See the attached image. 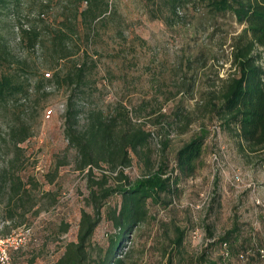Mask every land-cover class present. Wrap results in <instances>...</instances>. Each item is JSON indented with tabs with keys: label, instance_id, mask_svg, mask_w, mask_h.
I'll return each instance as SVG.
<instances>
[{
	"label": "rangeland",
	"instance_id": "rangeland-1",
	"mask_svg": "<svg viewBox=\"0 0 264 264\" xmlns=\"http://www.w3.org/2000/svg\"><path fill=\"white\" fill-rule=\"evenodd\" d=\"M70 2L21 0L17 12L0 9V40L10 47L5 70L30 87L28 96L0 108V264H54L77 241L82 211H93L89 168L78 169V151L65 135L71 89L53 82L35 91L43 75H64L77 59L88 67L80 126L90 109L110 116L123 105L151 132L145 154L154 168L169 163L177 190L148 202L149 218L124 246L133 250L128 264H168L169 255L173 264H264V149L250 152L208 107L231 72V45L246 25L231 11L214 12L211 0L184 1L177 14L171 0H107L104 20L81 25L77 56L51 70L41 48L21 44L19 29L39 16L57 24L65 7H75ZM260 62L264 67V51ZM22 125L30 137L17 151L9 134ZM202 128L209 131L203 154L195 172L184 174L177 153ZM124 171L132 180L149 172L136 156ZM104 172L112 174L102 164L93 177ZM6 175L22 182L12 202ZM175 225L187 231L180 249L172 243ZM115 232L104 210L94 242L107 247Z\"/></svg>",
	"mask_w": 264,
	"mask_h": 264
},
{
	"label": "trees",
	"instance_id": "trees-1",
	"mask_svg": "<svg viewBox=\"0 0 264 264\" xmlns=\"http://www.w3.org/2000/svg\"><path fill=\"white\" fill-rule=\"evenodd\" d=\"M184 1L187 0H171L174 14ZM70 3H75V7H65L57 24H45L39 16L35 24L21 25L19 29L21 44L33 51L41 48L51 70H57L63 62L77 56L79 47L75 38L80 35L81 25L92 28L95 22L105 19L110 8L107 0H72ZM20 5L21 0H0V9L8 12H17ZM210 5L216 13L233 12L237 21L246 27L233 40L231 72L222 80L221 89L213 95L208 107L220 115L226 127L235 128L250 152H257L264 149V67L260 62L264 51V0H211ZM7 54H10V47L0 40V108L18 100L20 95L28 96L30 91L26 81L6 72ZM62 72L56 71L50 79L43 75L36 83L35 91L39 93L53 82L66 84L71 89L65 135L78 151V169L89 168L88 204L93 211H82L77 241L69 242L54 264H128L133 250L124 249V246L149 218L148 202H159L163 195L174 196L177 191L173 177L168 175L169 163L162 162L154 168L150 156L145 154L150 147L151 132L142 123H134L129 110L121 104L110 116L101 110L90 109L86 124L80 126L87 63L72 60L66 73L63 75ZM9 136L13 147L22 151L19 146L30 137V131L25 125L11 127ZM208 136L209 131L202 128L178 151L176 163L182 173L191 175L195 172ZM134 156L146 163L149 172L132 180L124 168L133 163ZM102 164L107 165L112 174L104 172L99 178L93 177L94 168H101ZM17 179L12 175L6 178L11 184L9 202L22 190V182ZM111 179L114 184H110ZM117 196L121 198L120 202L112 205V199ZM104 210L116 231L110 236L107 247L94 242ZM174 229L176 236L172 243L175 249H180L187 231L177 225ZM229 240L230 237H225L222 242ZM168 257V264H173V257Z\"/></svg>",
	"mask_w": 264,
	"mask_h": 264
},
{
	"label": "built area",
	"instance_id": "built-area-1",
	"mask_svg": "<svg viewBox=\"0 0 264 264\" xmlns=\"http://www.w3.org/2000/svg\"><path fill=\"white\" fill-rule=\"evenodd\" d=\"M48 78H50V76H51V74L50 73H47V75H46ZM52 116V111L50 110L49 112H48V114H47V117L48 118H50ZM4 242H7V241H3V243ZM4 251H6V249H4Z\"/></svg>",
	"mask_w": 264,
	"mask_h": 264
}]
</instances>
